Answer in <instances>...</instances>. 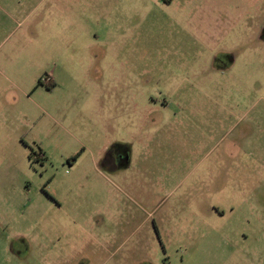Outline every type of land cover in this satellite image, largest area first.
Instances as JSON below:
<instances>
[{"label":"rangeland","instance_id":"obj_1","mask_svg":"<svg viewBox=\"0 0 264 264\" xmlns=\"http://www.w3.org/2000/svg\"><path fill=\"white\" fill-rule=\"evenodd\" d=\"M3 2L0 264H264V0Z\"/></svg>","mask_w":264,"mask_h":264},{"label":"flooded vegetation","instance_id":"obj_2","mask_svg":"<svg viewBox=\"0 0 264 264\" xmlns=\"http://www.w3.org/2000/svg\"><path fill=\"white\" fill-rule=\"evenodd\" d=\"M260 39L262 41L264 40V24L261 26ZM107 151H109V149ZM102 165L110 168L113 171L119 169V163L117 162V159L115 157V151H109L104 155V158L102 160Z\"/></svg>","mask_w":264,"mask_h":264},{"label":"crops","instance_id":"obj_3","mask_svg":"<svg viewBox=\"0 0 264 264\" xmlns=\"http://www.w3.org/2000/svg\"><path fill=\"white\" fill-rule=\"evenodd\" d=\"M0 9H1V11L4 12V14L8 17L9 20H12L11 9L6 6V3H4V2H3V4L0 3ZM0 31H3V30H0Z\"/></svg>","mask_w":264,"mask_h":264},{"label":"trees","instance_id":"obj_4","mask_svg":"<svg viewBox=\"0 0 264 264\" xmlns=\"http://www.w3.org/2000/svg\"><path fill=\"white\" fill-rule=\"evenodd\" d=\"M40 84H43V82L41 81Z\"/></svg>","mask_w":264,"mask_h":264}]
</instances>
